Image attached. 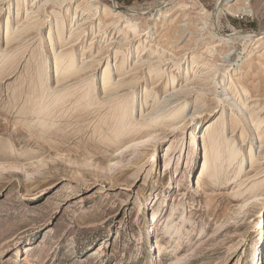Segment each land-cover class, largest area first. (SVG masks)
Listing matches in <instances>:
<instances>
[{"label": "rangeland", "instance_id": "1", "mask_svg": "<svg viewBox=\"0 0 264 264\" xmlns=\"http://www.w3.org/2000/svg\"><path fill=\"white\" fill-rule=\"evenodd\" d=\"M260 31L264 0H0V264H254ZM68 59L80 71L56 72ZM84 90L97 105L78 113ZM38 93L59 108L47 122ZM125 106L143 127L114 120ZM209 124L220 156L203 170Z\"/></svg>", "mask_w": 264, "mask_h": 264}, {"label": "bare ground", "instance_id": "2", "mask_svg": "<svg viewBox=\"0 0 264 264\" xmlns=\"http://www.w3.org/2000/svg\"><path fill=\"white\" fill-rule=\"evenodd\" d=\"M23 28V27H22ZM24 29V28H23ZM74 31V30H73ZM21 32V31H20ZM261 35H264V31H260L256 36H258V37H260ZM14 37V36H13ZM13 39V38H12ZM8 41H10L9 39H8ZM8 41L6 42V44L8 43ZM5 44V45H6ZM55 55V54H54ZM64 56H65V54H64ZM63 56V57H64ZM3 58V57H2ZM55 59H56V61H55V64H58L59 62H61V60H62V56L60 57V55L59 56H55ZM73 60L72 59H68V62H66L65 64H63V65H61L60 67H58V66H56V67H58V68H56V72H59V71H62L63 72V74H65V72H70V70H73V71H71L72 73L73 72H77V71H80V69L79 70H77L75 67L76 66H74L73 65ZM74 69H76L77 71H75ZM70 72V74H72ZM109 73V72H108ZM108 73H104L103 74V76H102V81H101V89H104V88H106V87H108V85H109V82H110V75L108 74ZM68 74V73H67ZM65 76V75H64ZM71 76V75H70ZM68 77V75L67 76H65V78H67ZM64 78V77H63ZM57 80H59V79H57ZM118 86V85H117ZM35 89V88H34ZM62 89H63V87H62ZM52 91V90H51ZM58 93V92H57ZM67 93V92H66ZM31 94V93H30ZM59 94V93H58ZM65 94V93H64ZM68 94V93H67ZM71 94V93H70ZM74 95V94H73ZM28 96V95H27ZM26 96V97H27ZM44 95L42 94V93H38V96H32V97H30L29 98V100L31 101V103H32V107L34 108L35 107V109H33V110H31V112L30 113H33V115L34 116H37V117H42V118H44V120L46 121V120H51V118L52 117H54L55 115V113H56V110H57V108L58 107H53V109H47V108H45L43 105L45 104V103H47V102H45L44 104H42L41 103V105L39 106V108L37 109L36 107H37V105H38V102L41 100V101H45V96L43 97ZM53 96H54V94H53ZM59 96V95H58ZM68 95H66L65 96V99H66V97H67ZM70 96V95H69ZM76 96H79L77 99H76V101L74 102L75 104H73V106H72V109H74V108H78V113L79 112H82V111H84L85 109H92V108H94V107H91V106H93L94 105V103H96V97H92L91 95H89V94H87L86 93V90H84V91H82V92H80V94L79 95H77L76 94ZM25 97V96H24ZM72 98V97H71ZM74 98V97H73ZM106 98V97H105ZM47 99H48V97H47ZM50 99V98H49ZM53 99H55V100H58L57 99V95H55L54 97H53ZM62 99H64V97L63 98H59V100H58V102L59 101H62ZM21 100H22V98H21ZM48 101V100H47ZM50 101V100H49ZM98 101V100H97ZM114 101V100H113ZM29 102V101H28ZM55 102V101H54ZM57 102V103H58ZM100 102V101H99ZM98 102V103H99ZM40 103V102H39ZM52 103V102H51ZM63 103V102H62ZM68 103V102H67ZM113 103V102H112ZM56 104V103H55ZM59 104V103H58ZM104 104V103H103ZM115 104H118V103H115ZM63 105V104H62ZM65 105H68V104H65ZM70 105V104H69ZM96 105H97V103H96ZM100 105V104H99ZM98 105V106H99ZM102 105V104H101ZM119 105V104H118ZM59 106V105H58ZM111 106H113V105H111ZM120 106H121V104H120ZM123 106H124V104H123ZM30 107V106H29ZM49 107H50V105H49ZM63 107V106H62ZM71 107V106H70ZM90 107V108H89ZM110 107V106H109ZM114 107V106H113ZM115 107H116V105H115ZM114 107V108H115ZM118 107V106H117ZM65 108V107H64ZM71 109V110H72ZM118 109V108H117ZM119 109H121V108H119ZM118 109V110H119ZM58 110H59V108H58ZM57 110V111H58ZM97 110V109H96ZM108 110V109H107ZM39 111V112H38ZM40 111L42 112V111H44V115H40L41 113H40ZM102 111V110H101ZM125 111H127V108H126V106L123 108V110H122V112L119 114V115H114V113L115 112H118L117 110L114 112V110L113 109H110V111L109 112H114L113 113V119H114V116H115V119L114 120H116L117 122H118V120H119V122H120V120H124V123H123V125H122V129L123 128H126V129H132L133 127H135L136 129H139V128H141V127H143L144 126V123H145V121L142 119L141 121L139 120L138 122H135L134 124H133V122H127V119H129V118H126V116H125V118H123L124 116V112ZM85 112V111H84ZM91 111H86V114H89ZM179 112V110L177 109V110H173V112H172V115H175V114H177ZM62 113V112H61ZM102 113V112H101ZM108 113V112H107ZM64 114V113H63ZM91 114V113H90ZM89 114V115H90ZM95 114V113H94ZM27 115V114H26ZM54 115V116H53ZM57 115V114H56ZM110 115H112V113L110 114ZM76 116H78V114L76 115ZM79 116H81V117H83L84 116V114H79ZM28 117V116H27ZM95 117V116H94ZM32 118V117H31ZM156 118V117H155ZM159 118V117H158ZM157 118V119H158ZM156 119V120H157ZM170 119H172L173 120V118L172 117H170ZM161 121H163V120H161ZM47 122V121H46ZM154 122H156V121H154ZM42 123V122H41ZM51 123V122H50ZM114 123H116V122H114ZM122 123V122H121ZM112 125H113V123H111ZM45 125V124H44ZM48 126V125H47ZM112 127V126H111ZM118 127H119V125H118ZM120 127H121V125H120ZM114 128V127H113ZM118 129H120V128H118ZM118 129L115 127L114 129H112V130H115V132H112V133H116V131H118ZM217 128H214L213 127V125H211V124H209V125H207L206 127H205V129H204V132H203V134L201 135V141H202V144H203V164H204V166H203V170H206V169H211V167L213 166V164H215L214 163V161H215V159H217V158H219V156H220V154H219V151H217V149L216 150H213V152L211 153L210 152V154H209V152L207 151V147H208V144H210V143H212V141L213 140H215V135H213L214 133H211L212 132V130H216ZM218 130V129H217ZM121 132H119V135L118 136H120L121 134H120ZM211 133V137H210V139L208 140V141H206V138H207V135H209ZM216 133V132H215ZM111 135V134H110ZM114 135V134H113ZM113 135H112V137H113ZM118 136H115V137H117L118 138ZM133 136V135H132ZM131 137V136H130ZM192 137H195L194 136V134H192ZM106 139V138H105ZM116 139V138H115ZM132 139V141L130 142V143H127L128 145L127 146H125L126 148H131L132 150H135L137 147H139L140 146V144L142 143L143 144V142H145L146 140L145 139H142L141 138V136H140V134L138 135V136H136V137H134V138H131ZM216 139H217V137H216ZM148 140V139H147ZM109 141V140H108ZM112 141H114V139H112ZM225 141V140H224ZM147 142V141H146ZM214 142H216V140L214 141ZM192 141L191 142H189V147L190 146H192ZM216 146V145H215ZM215 146L213 147L214 149H215ZM171 147H172V144L170 143L167 147H166V149H165V153L163 154V156L165 157V164L167 163L168 164V161H169V154H170V151H172L171 150ZM125 148V149H126ZM230 150H232L231 148H230ZM233 151V153H232V155H231V157H230V160H234L235 158H237V154L234 152V150H232ZM136 152V151H135ZM190 152H188V154H189ZM115 155V154H114ZM152 156V155H151ZM214 159V160H213ZM152 160H155V161H157V159L155 158V157H152L151 159H149L148 160V162H150V161H152ZM114 163V162H113ZM188 162L186 161V163L185 164H187ZM166 164V165H167ZM165 165H163V167H164ZM112 168H113V166H112ZM154 217V216H153ZM151 221H152V219H151ZM153 227V226H152ZM154 228V227H153ZM258 235H259V243H258V246H257V251H258V253L260 254V258H259V254H256V252L254 253V257H253V262H254V264H262V261H261V257H262V252H263V250L264 249H260L261 247H262V244L264 243V228L263 229H261L259 232H258ZM153 232H152V237H151V242H150V244H152V247L155 249L156 247H157V245H156V241H154V240H152L153 239ZM252 262V263H253Z\"/></svg>", "mask_w": 264, "mask_h": 264}]
</instances>
